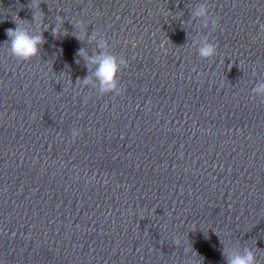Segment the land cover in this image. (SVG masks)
Returning a JSON list of instances; mask_svg holds the SVG:
<instances>
[{
    "label": "water",
    "instance_id": "water-1",
    "mask_svg": "<svg viewBox=\"0 0 264 264\" xmlns=\"http://www.w3.org/2000/svg\"><path fill=\"white\" fill-rule=\"evenodd\" d=\"M261 82L264 0H0V264H264Z\"/></svg>",
    "mask_w": 264,
    "mask_h": 264
},
{
    "label": "clouds",
    "instance_id": "clouds-1",
    "mask_svg": "<svg viewBox=\"0 0 264 264\" xmlns=\"http://www.w3.org/2000/svg\"><path fill=\"white\" fill-rule=\"evenodd\" d=\"M34 5L35 6L33 7V9H36L38 7V4L34 2ZM196 15L198 17H209L208 8L202 5L196 12ZM33 16L34 23L39 24V13L33 11ZM15 24V29L6 30V35L8 37V53L16 60L28 61L36 56L38 45L42 43V38L38 32L28 27L24 23L15 22ZM75 26L80 30V38H83V25L77 22ZM211 26L214 30L216 27L215 19H211ZM59 27L60 26L58 23L56 29H54L53 31H57ZM90 38H96V34L94 33ZM200 45L201 46L198 47V55L201 58H210L211 56L215 55L216 47L214 44L208 42L207 40H201ZM99 46L102 48L105 46V41L103 38H100ZM90 63L96 65L93 75L99 82L98 92L100 94L111 92L119 94L121 89L118 88L116 77L117 73L122 69V67L127 66L126 61L122 57L117 59V57L113 55L104 54L92 59ZM83 83L88 84L89 81L85 79ZM252 91L257 97L264 99V82L258 83ZM77 135L78 133L76 131H73L72 136L76 137ZM228 264H256V262L253 253L250 250H247L243 255H232L229 259Z\"/></svg>",
    "mask_w": 264,
    "mask_h": 264
}]
</instances>
